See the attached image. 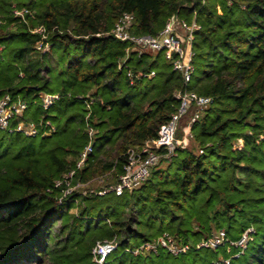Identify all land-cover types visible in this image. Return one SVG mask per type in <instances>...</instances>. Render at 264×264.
<instances>
[{
	"label": "trees",
	"instance_id": "16d2710c",
	"mask_svg": "<svg viewBox=\"0 0 264 264\" xmlns=\"http://www.w3.org/2000/svg\"><path fill=\"white\" fill-rule=\"evenodd\" d=\"M124 12L134 14L137 34H158L173 15L201 26L188 84L163 52H131L134 72L155 71L131 83L119 67L128 44L110 33ZM0 20V97L29 101L15 122L55 125L37 137L0 128V264H264V0H0ZM40 25L49 31L44 52L32 32ZM180 89L212 98L191 146L163 158L139 187L79 190L59 202L55 183L75 167L88 125L92 152L73 180L87 190L107 173L116 181L128 150L157 137ZM41 93L64 97L43 109L34 103ZM249 227L252 240L232 257L229 242ZM221 229L229 242L197 247ZM165 232L191 249L134 252ZM105 241L102 257L94 248Z\"/></svg>",
	"mask_w": 264,
	"mask_h": 264
},
{
	"label": "built area",
	"instance_id": "2783aa9c",
	"mask_svg": "<svg viewBox=\"0 0 264 264\" xmlns=\"http://www.w3.org/2000/svg\"><path fill=\"white\" fill-rule=\"evenodd\" d=\"M28 9H14L13 13L16 16L24 17L29 13ZM134 14L131 12H124L115 22L111 34L128 44L127 56L120 61L119 67L127 69V76L131 83L135 82L141 77H152L155 71L151 72H134L126 63V59L131 52H136L139 55L144 53H158L163 52L165 59L171 64L174 70H177L185 84H188L194 73L193 66V50L192 42L195 32L200 29V25L193 20L188 22L177 15L169 18L166 26L156 35L137 34L132 31L134 24ZM1 23V20H0ZM32 32L40 35L38 48L41 51H46L49 44L46 41L49 31L43 25L34 27ZM175 96L179 99L178 108L172 113L171 117L160 126L156 138L148 140L138 148H130L127 152V159L123 166V172L118 176L117 180L99 188L83 189L87 183L81 181L74 182V176L88 160L92 152V144L96 129L92 125H88L89 142L81 151L76 165L71 170L67 171L61 180L55 183L56 187L62 188V196L59 202H63L70 194L81 190L83 194L88 191L94 192L98 195H105L110 192L122 194L125 190L139 187L151 175L153 169L161 162L163 158H168L176 154L178 147H186V139L179 136V127L181 119L187 115L191 110L194 111L190 121L187 124V134L191 137V128L193 123L200 118L201 113L210 106L212 98L207 95H202L194 90L180 89L175 92ZM64 95L62 93H41L34 103L47 109L62 100ZM71 97V94H68ZM79 98L83 96L78 95ZM93 99L89 96L85 98L87 108L90 110ZM29 107V101L23 99L21 96H12L10 93H5L0 97V128L8 130L9 132H21L29 137H37L39 135H47L55 130V125L46 120L45 123L38 125L34 121H27L21 119L15 122L18 118L24 115V112ZM91 114L88 111L86 118ZM15 122V123H14ZM90 185V184H89ZM82 188V189H81ZM253 228H247L238 240H228L227 233L224 229L217 231L210 238L204 239L197 244V247H207L217 249L224 245L227 241L230 244L228 251L232 246L238 249L232 257H238L242 254L248 246L249 241L252 240ZM110 245V242L98 243L94 248L96 254L101 253L104 256L103 250ZM159 247L165 248L173 254H183L191 249L188 243H179L174 236L165 232L155 242H147L134 252L138 250L157 251ZM102 257L95 258L96 261L102 262ZM230 258L225 259V264L230 263Z\"/></svg>",
	"mask_w": 264,
	"mask_h": 264
},
{
	"label": "rangeland",
	"instance_id": "374dc122",
	"mask_svg": "<svg viewBox=\"0 0 264 264\" xmlns=\"http://www.w3.org/2000/svg\"><path fill=\"white\" fill-rule=\"evenodd\" d=\"M194 111L191 110L187 115H185L181 121H180V127H179V136L186 139L187 146H191L192 142L190 141V137L187 134V124L191 119V116L193 115ZM165 165V164H163ZM112 178L110 174H105L103 176H99L97 179H95L91 184L89 185L90 189L99 188L101 186L108 185L112 183Z\"/></svg>",
	"mask_w": 264,
	"mask_h": 264
}]
</instances>
